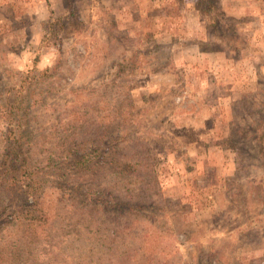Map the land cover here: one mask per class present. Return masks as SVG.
I'll return each instance as SVG.
<instances>
[{
  "label": "rangeland",
  "instance_id": "374dc122",
  "mask_svg": "<svg viewBox=\"0 0 264 264\" xmlns=\"http://www.w3.org/2000/svg\"><path fill=\"white\" fill-rule=\"evenodd\" d=\"M0 264H264V0H0Z\"/></svg>",
  "mask_w": 264,
  "mask_h": 264
},
{
  "label": "trees",
  "instance_id": "16d2710c",
  "mask_svg": "<svg viewBox=\"0 0 264 264\" xmlns=\"http://www.w3.org/2000/svg\"><path fill=\"white\" fill-rule=\"evenodd\" d=\"M24 146L20 143H15L12 146V150L9 151V157H11V161H13V164L15 166H17L20 171V176L24 177L23 179L26 181V184L29 187H33V171L31 168V163L26 155V153L24 152ZM28 180V183H27ZM37 204V202H35V199L31 197L30 194V198H26V201L23 205V211H27V213H25V219L28 221H34L33 217H36L35 213L33 212V210H29L31 207L33 208V206ZM28 207H30L28 209ZM31 208V209H32ZM22 211V213H23Z\"/></svg>",
  "mask_w": 264,
  "mask_h": 264
}]
</instances>
